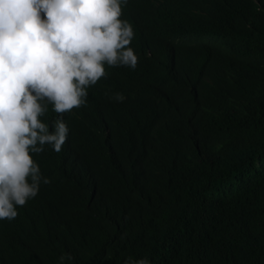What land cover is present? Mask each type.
<instances>
[{
    "label": "trees",
    "instance_id": "1",
    "mask_svg": "<svg viewBox=\"0 0 264 264\" xmlns=\"http://www.w3.org/2000/svg\"><path fill=\"white\" fill-rule=\"evenodd\" d=\"M121 18L137 67L64 114L60 152L30 153L49 183L0 220V264H264V0H128Z\"/></svg>",
    "mask_w": 264,
    "mask_h": 264
},
{
    "label": "clouds",
    "instance_id": "2",
    "mask_svg": "<svg viewBox=\"0 0 264 264\" xmlns=\"http://www.w3.org/2000/svg\"><path fill=\"white\" fill-rule=\"evenodd\" d=\"M127 3L0 0V220L14 219L49 183L31 154L62 150L69 141L64 114L85 105L111 69L137 67L134 28L121 18ZM111 98L125 99L119 92ZM71 259L62 254L57 264ZM123 264L151 260L129 256Z\"/></svg>",
    "mask_w": 264,
    "mask_h": 264
}]
</instances>
